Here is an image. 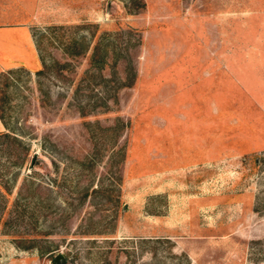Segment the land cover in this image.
Segmentation results:
<instances>
[{
    "label": "rangeland",
    "instance_id": "obj_1",
    "mask_svg": "<svg viewBox=\"0 0 264 264\" xmlns=\"http://www.w3.org/2000/svg\"><path fill=\"white\" fill-rule=\"evenodd\" d=\"M23 24L0 264H264V0H0Z\"/></svg>",
    "mask_w": 264,
    "mask_h": 264
},
{
    "label": "crops",
    "instance_id": "obj_2",
    "mask_svg": "<svg viewBox=\"0 0 264 264\" xmlns=\"http://www.w3.org/2000/svg\"><path fill=\"white\" fill-rule=\"evenodd\" d=\"M23 4V8L17 9V16H21L19 12L24 13L22 19L23 23H26V19L29 21L31 18V11L26 15V3L25 1L20 2V5ZM15 9L10 8L8 10L9 17H13L15 15ZM0 53L3 54L6 58L10 56V53L14 52V46L16 44L22 45L24 48H31V36L29 30L26 27V24H23L20 28L7 29L6 32L0 34Z\"/></svg>",
    "mask_w": 264,
    "mask_h": 264
},
{
    "label": "trees",
    "instance_id": "obj_3",
    "mask_svg": "<svg viewBox=\"0 0 264 264\" xmlns=\"http://www.w3.org/2000/svg\"><path fill=\"white\" fill-rule=\"evenodd\" d=\"M57 264H64V262H61V261L59 260Z\"/></svg>",
    "mask_w": 264,
    "mask_h": 264
}]
</instances>
